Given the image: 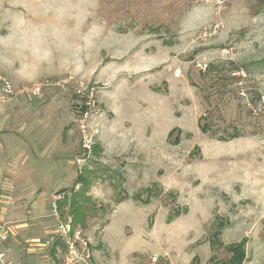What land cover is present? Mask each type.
Masks as SVG:
<instances>
[{
  "label": "rangeland",
  "instance_id": "obj_1",
  "mask_svg": "<svg viewBox=\"0 0 264 264\" xmlns=\"http://www.w3.org/2000/svg\"><path fill=\"white\" fill-rule=\"evenodd\" d=\"M90 91L98 133L78 173ZM2 130L0 145L69 151L27 175L19 146L0 149L5 263L67 264L63 192L62 217L73 195L84 209L88 264H229L238 243L264 264V0H0Z\"/></svg>",
  "mask_w": 264,
  "mask_h": 264
},
{
  "label": "built area",
  "instance_id": "obj_2",
  "mask_svg": "<svg viewBox=\"0 0 264 264\" xmlns=\"http://www.w3.org/2000/svg\"><path fill=\"white\" fill-rule=\"evenodd\" d=\"M1 87L6 95L27 94L33 97L40 95L39 85L17 89L8 81H2ZM85 98L84 107L82 108L77 121L81 148L74 161L77 165L78 173H81V165L90 155L91 147L93 145V137L98 133V130L90 125V120L97 112L95 109L96 103L93 92H88ZM64 199L65 194L63 192L54 193L50 199V210L51 216L56 222L57 236L60 237L67 246L69 253L67 264H88V260L91 258V253L86 240L81 236L79 228H75L71 216L66 215L65 217H62L59 203ZM4 239H6V233L2 232L0 233V241ZM0 262L7 264L4 262L3 254H0ZM152 264H156L155 261H153Z\"/></svg>",
  "mask_w": 264,
  "mask_h": 264
},
{
  "label": "crops",
  "instance_id": "obj_3",
  "mask_svg": "<svg viewBox=\"0 0 264 264\" xmlns=\"http://www.w3.org/2000/svg\"><path fill=\"white\" fill-rule=\"evenodd\" d=\"M31 114V111H28ZM46 128L51 130V127L46 124ZM30 128V127H29ZM34 130H36L35 125L33 126ZM0 132H4L3 130ZM56 140V139H55ZM54 139L50 142H43L39 145H34L30 142H24L22 145H17L15 142H11L10 145H7L4 143V145H0V149L6 148L8 155L14 154V149L16 146H19L20 150L23 152V169L25 174L31 175L33 172V169H39L42 165L43 166H49V163L51 166L56 165V163L62 162V157L64 154L69 153L68 147L59 148L57 142ZM11 149V151H10ZM77 149V148H76ZM78 151V149L76 150ZM69 162V159L67 160ZM41 165V166H40ZM64 165L65 162H64ZM51 194V192H49ZM48 198H35L32 200L31 206L33 207H40V205H43L46 207V209L49 206V197ZM53 220V219H52Z\"/></svg>",
  "mask_w": 264,
  "mask_h": 264
},
{
  "label": "trees",
  "instance_id": "obj_4",
  "mask_svg": "<svg viewBox=\"0 0 264 264\" xmlns=\"http://www.w3.org/2000/svg\"><path fill=\"white\" fill-rule=\"evenodd\" d=\"M77 179H81L80 176L77 177ZM59 206H61V203H59ZM70 206L72 207V212L74 213L73 222L76 223V221L77 222L81 221L82 215L84 214V209L77 202L75 195H73L70 199ZM226 250L230 254V257L228 259L229 264H242V262L245 259V251H244L243 243L229 245Z\"/></svg>",
  "mask_w": 264,
  "mask_h": 264
}]
</instances>
